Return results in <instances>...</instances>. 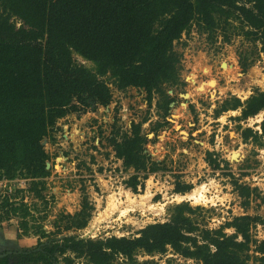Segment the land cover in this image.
<instances>
[{
	"label": "trees",
	"instance_id": "trees-1",
	"mask_svg": "<svg viewBox=\"0 0 264 264\" xmlns=\"http://www.w3.org/2000/svg\"><path fill=\"white\" fill-rule=\"evenodd\" d=\"M193 25L209 37L216 30L233 27L231 34L222 33L223 42L241 35L258 42L264 55V0H0V177L28 179L29 191L41 198L40 179L49 175L41 141L58 119L80 107L107 106L111 100L108 84L118 91L143 90L148 107L156 98L155 108L164 120L172 102L165 86L180 84L181 55L174 51V42ZM74 55L91 66L77 63ZM238 108L239 120L262 112L264 90L243 102L225 99L215 114ZM145 121L132 122L120 139H109L115 157L134 172L125 182L133 193L143 187L142 180L149 174L162 169L145 151L147 139L141 132ZM160 126L156 122L153 129ZM259 128L260 133L243 129L242 141L263 143L264 116ZM206 162L212 169L219 167L210 152ZM234 185L244 208L251 196L259 197L255 188ZM190 188L177 183L174 191L181 194ZM260 200L264 204V194ZM19 204L9 206L24 219L29 211L26 204ZM88 209L83 200L79 212L62 217L64 229H83ZM196 210L176 204L167 221L148 224L133 237L52 240L39 250L19 254L14 264H73L79 258L89 264H118V258L123 260L119 264H153L138 262L135 256L162 257L168 251L184 260L176 264H190L188 260L264 264V239L257 241L250 233L256 223L264 231V218L237 216L208 229L192 217ZM225 229L233 232L227 234ZM9 257L0 258V264H10Z\"/></svg>",
	"mask_w": 264,
	"mask_h": 264
},
{
	"label": "rangeland",
	"instance_id": "rangeland-1",
	"mask_svg": "<svg viewBox=\"0 0 264 264\" xmlns=\"http://www.w3.org/2000/svg\"><path fill=\"white\" fill-rule=\"evenodd\" d=\"M233 27L216 30L209 37L193 25L174 42V51L181 55L180 84L165 86L172 102L164 120L155 108L156 98L148 107L143 90L118 91L111 84L107 106L90 104L58 119L41 141L48 156L45 168L49 172L40 179L41 198L29 191L28 179L20 175L13 179L0 177V253L39 249L68 236L92 240L133 237L148 224L167 221L170 208L180 203L198 209L192 217L208 229H216L237 216L264 218V204L260 200L264 194V141L244 142L240 136L243 129L259 130V114L245 120L237 119L240 108L215 114L225 99L238 98L243 102L255 91L264 90V55L260 44L241 35H232L228 42H223L222 33L231 34ZM74 60L91 66L75 55ZM260 115L262 119L264 110ZM142 120H146L141 125L147 139L145 151L162 169L145 180L139 179L143 187L138 186L133 193L125 182L134 172L125 169L115 157L109 139H120L132 122ZM156 122L161 126L154 130ZM207 152L218 162V169L207 164ZM232 153L239 158L232 160ZM234 182L255 188L259 197L251 196L244 208ZM177 183L191 188L186 193H176ZM201 187L202 200H188L187 194ZM6 200L13 207L23 202L29 215L22 219L19 211L11 212ZM83 200L89 207L86 226L65 230L66 220L62 217L79 212ZM111 201L118 210L108 215ZM250 233L257 241L264 239V231L257 223L250 227ZM135 257L138 262L153 264L184 261L171 251L162 257ZM115 262L123 260L118 258ZM187 263L199 264L191 260ZM73 264L89 263L79 258ZM250 264L259 263L250 260Z\"/></svg>",
	"mask_w": 264,
	"mask_h": 264
},
{
	"label": "bare ground",
	"instance_id": "bare-ground-1",
	"mask_svg": "<svg viewBox=\"0 0 264 264\" xmlns=\"http://www.w3.org/2000/svg\"><path fill=\"white\" fill-rule=\"evenodd\" d=\"M260 120H262V119H261V115L259 113V115L257 116L256 122H259ZM231 158H232V160H236L239 158V155L236 153H232ZM201 189H203V187L199 188L197 191H194V192L187 194L186 197L188 198V200H194V202H198V201L202 200L203 195H201V191H200ZM181 198H183V197H181ZM116 210H118V208L116 207V204H114L113 201H111L109 204V207L107 209L108 215H112ZM108 215H105V216H108ZM91 228L94 229V225H92Z\"/></svg>",
	"mask_w": 264,
	"mask_h": 264
},
{
	"label": "flooded vegetation",
	"instance_id": "flooded-vegetation-1",
	"mask_svg": "<svg viewBox=\"0 0 264 264\" xmlns=\"http://www.w3.org/2000/svg\"><path fill=\"white\" fill-rule=\"evenodd\" d=\"M40 249V248H39ZM39 249H33V250H25V251H18V252H4V253H0V258L5 257V256H11L9 257V263L10 264H14L17 262V256L21 253H28L31 251H35V250H39Z\"/></svg>",
	"mask_w": 264,
	"mask_h": 264
},
{
	"label": "water",
	"instance_id": "water-1",
	"mask_svg": "<svg viewBox=\"0 0 264 264\" xmlns=\"http://www.w3.org/2000/svg\"><path fill=\"white\" fill-rule=\"evenodd\" d=\"M259 133H260V128H259Z\"/></svg>",
	"mask_w": 264,
	"mask_h": 264
},
{
	"label": "clouds",
	"instance_id": "clouds-1",
	"mask_svg": "<svg viewBox=\"0 0 264 264\" xmlns=\"http://www.w3.org/2000/svg\"><path fill=\"white\" fill-rule=\"evenodd\" d=\"M259 114V113H258ZM258 132H259V130H258Z\"/></svg>",
	"mask_w": 264,
	"mask_h": 264
}]
</instances>
